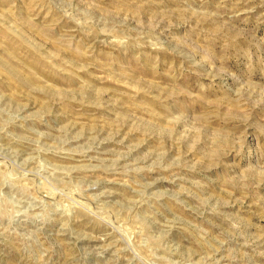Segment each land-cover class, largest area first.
<instances>
[{"label": "rangeland", "instance_id": "374dc122", "mask_svg": "<svg viewBox=\"0 0 264 264\" xmlns=\"http://www.w3.org/2000/svg\"><path fill=\"white\" fill-rule=\"evenodd\" d=\"M0 264H264V0H0Z\"/></svg>", "mask_w": 264, "mask_h": 264}]
</instances>
